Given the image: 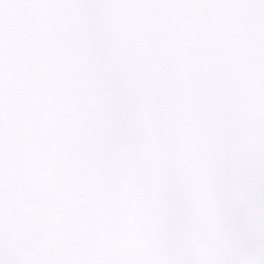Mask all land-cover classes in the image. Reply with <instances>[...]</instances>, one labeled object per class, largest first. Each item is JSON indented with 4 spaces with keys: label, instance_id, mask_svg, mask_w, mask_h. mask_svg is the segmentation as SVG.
Here are the masks:
<instances>
[{
    "label": "snow or ice",
    "instance_id": "snow-or-ice-1",
    "mask_svg": "<svg viewBox=\"0 0 264 264\" xmlns=\"http://www.w3.org/2000/svg\"><path fill=\"white\" fill-rule=\"evenodd\" d=\"M0 264H264V0H0Z\"/></svg>",
    "mask_w": 264,
    "mask_h": 264
}]
</instances>
